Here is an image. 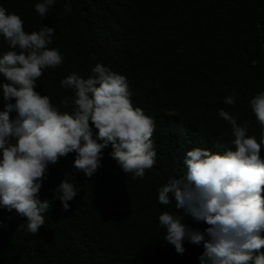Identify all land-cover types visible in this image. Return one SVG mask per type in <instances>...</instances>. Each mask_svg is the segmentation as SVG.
Wrapping results in <instances>:
<instances>
[{"label":"trees","instance_id":"obj_1","mask_svg":"<svg viewBox=\"0 0 264 264\" xmlns=\"http://www.w3.org/2000/svg\"><path fill=\"white\" fill-rule=\"evenodd\" d=\"M36 2L0 0L25 32L54 28L48 47L63 59L41 71L34 90L60 107L72 96L59 84L67 74L87 78L100 63L123 75L133 107L155 122L156 156L143 178L123 174L110 147L90 177L73 167V153L58 158L38 190L50 207L35 234L15 210L0 207V264H199L202 246L185 242L177 254L163 241L157 217L175 209L173 202L157 201L156 189L183 174V154L193 147L234 150L230 125L217 109L237 124L247 121L246 135L259 142L261 128L248 101L264 90V0H54L43 17ZM7 50L0 37V53ZM233 93V104H225ZM65 174L77 189L68 210L53 198ZM185 223L201 232L208 227L191 218Z\"/></svg>","mask_w":264,"mask_h":264},{"label":"clouds","instance_id":"obj_2","mask_svg":"<svg viewBox=\"0 0 264 264\" xmlns=\"http://www.w3.org/2000/svg\"><path fill=\"white\" fill-rule=\"evenodd\" d=\"M53 3L38 0L33 8L43 17ZM64 10L71 11L68 3ZM53 32L44 25L25 32L21 18L0 7V37L9 49L0 53V207L24 217L33 234L50 207L48 199L38 197V190L58 158L73 153V167L90 177L100 166L102 150L110 147L109 156L123 174L143 178L156 156L150 139L155 122L133 107L123 75L100 63L87 78L67 74L59 84L72 96L63 98L60 107L34 90L41 71L63 59L57 48L48 47ZM223 102L232 105L234 93ZM69 103L70 111L61 110ZM248 104L261 128L259 142L246 135L247 121L237 124L234 116L217 109L230 125L234 150L193 147L183 154V174L169 177L156 189L157 201L173 202L175 209L157 217L165 229L163 241L177 254L184 252L185 242L202 246L199 264H264L259 251L264 247V157L259 155L264 148V90ZM67 177L53 196L63 210H68L77 191ZM186 218L208 227L201 232L185 223Z\"/></svg>","mask_w":264,"mask_h":264}]
</instances>
